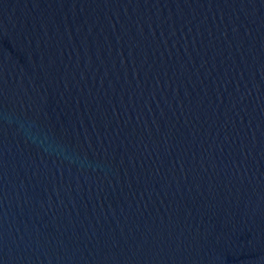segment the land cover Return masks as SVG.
I'll use <instances>...</instances> for the list:
<instances>
[{
	"label": "water",
	"instance_id": "1",
	"mask_svg": "<svg viewBox=\"0 0 264 264\" xmlns=\"http://www.w3.org/2000/svg\"><path fill=\"white\" fill-rule=\"evenodd\" d=\"M0 264H264V0H0Z\"/></svg>",
	"mask_w": 264,
	"mask_h": 264
}]
</instances>
